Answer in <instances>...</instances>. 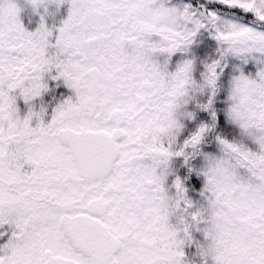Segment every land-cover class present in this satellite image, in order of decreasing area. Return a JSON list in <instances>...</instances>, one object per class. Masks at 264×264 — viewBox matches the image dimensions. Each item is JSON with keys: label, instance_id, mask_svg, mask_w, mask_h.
Listing matches in <instances>:
<instances>
[{"label": "snow or ice", "instance_id": "obj_1", "mask_svg": "<svg viewBox=\"0 0 264 264\" xmlns=\"http://www.w3.org/2000/svg\"><path fill=\"white\" fill-rule=\"evenodd\" d=\"M0 264H264V0H0Z\"/></svg>", "mask_w": 264, "mask_h": 264}]
</instances>
